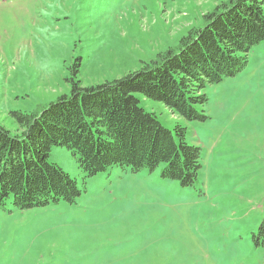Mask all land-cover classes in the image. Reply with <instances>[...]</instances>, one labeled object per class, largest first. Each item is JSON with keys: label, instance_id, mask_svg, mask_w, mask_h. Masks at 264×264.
I'll list each match as a JSON object with an SVG mask.
<instances>
[{"label": "rangeland", "instance_id": "obj_1", "mask_svg": "<svg viewBox=\"0 0 264 264\" xmlns=\"http://www.w3.org/2000/svg\"><path fill=\"white\" fill-rule=\"evenodd\" d=\"M228 0H0V124L70 93L79 58L83 87L111 81L177 49L204 14ZM187 120L133 93L199 148L201 168L183 186L153 170L114 166L85 175L65 146L48 161L80 190L72 202L0 206V264H264V42L235 75L203 90Z\"/></svg>", "mask_w": 264, "mask_h": 264}, {"label": "trees", "instance_id": "obj_2", "mask_svg": "<svg viewBox=\"0 0 264 264\" xmlns=\"http://www.w3.org/2000/svg\"><path fill=\"white\" fill-rule=\"evenodd\" d=\"M264 42V0H228L204 14L177 49L111 81L83 87L79 58L69 68L70 93L39 112L12 111L14 134L0 124V206L11 198L24 210L59 201L72 202L80 190L48 155L52 146L72 152L85 175L114 166L137 172L163 165L161 175L186 186L201 168L199 148L186 141L177 125L176 138L154 112L144 110L133 93L162 101L187 120L205 119L194 104L203 89L231 77L247 63V52ZM259 234L264 235V219Z\"/></svg>", "mask_w": 264, "mask_h": 264}]
</instances>
